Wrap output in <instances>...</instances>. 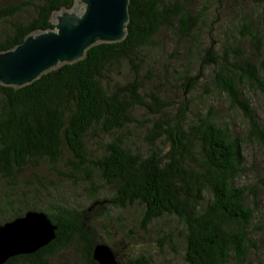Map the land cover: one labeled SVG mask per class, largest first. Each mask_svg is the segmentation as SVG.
Instances as JSON below:
<instances>
[{
    "label": "trees",
    "instance_id": "16d2710c",
    "mask_svg": "<svg viewBox=\"0 0 264 264\" xmlns=\"http://www.w3.org/2000/svg\"><path fill=\"white\" fill-rule=\"evenodd\" d=\"M223 1L199 0L196 8L189 0H129L121 41L94 45L83 59L22 87L0 85V224L38 210L57 225L49 243L2 264H99L92 251L104 241L91 232L87 210L101 203L122 210L141 206L142 229L154 219L175 216L184 226L186 264H264V247L252 229L256 209L251 203L257 193L249 184L238 183L246 173L245 146L255 142L264 149V124L244 90L252 85L264 97V53L251 62L235 46L233 59L225 48L217 54L213 38L204 45L205 11L213 7L219 16ZM248 1L264 6V0ZM73 4L0 0V50L20 43L31 31L52 28L51 13ZM162 30L183 42L188 55L194 47L195 54L202 53L196 73L190 70L191 61L174 60H179L174 57L180 55L177 50L165 61L157 60L163 43L155 36ZM247 33L259 51L260 38L250 23L241 30ZM205 66H211L212 73L205 74ZM204 76L194 102L189 94ZM213 89L246 118L244 135L232 133L210 108L203 110L201 98ZM177 91L183 99L171 112L168 95ZM194 103L200 109L188 121ZM138 110L154 117L145 119L152 122L146 153L133 151L122 134L136 122ZM94 135L105 140L101 152L91 156L88 140ZM43 165L49 175L69 178L85 189L92 204L75 208L69 203L72 191L40 173ZM27 169L31 177L21 178ZM101 187L110 188V195L101 196ZM111 249L117 264H155L144 255L121 261ZM64 251L69 258L52 263Z\"/></svg>",
    "mask_w": 264,
    "mask_h": 264
},
{
    "label": "rangeland",
    "instance_id": "374dc122",
    "mask_svg": "<svg viewBox=\"0 0 264 264\" xmlns=\"http://www.w3.org/2000/svg\"><path fill=\"white\" fill-rule=\"evenodd\" d=\"M212 1V0H211ZM189 3L197 8H200L199 0H189ZM187 3V7L192 6ZM206 24L202 26L201 40L204 45H209L210 39L215 40V51L217 54H222L225 50L230 57H234V52L231 46H235L243 50L242 58L255 62L256 57L264 53V6L255 5L248 0H226L222 3L219 16L215 13L213 7L205 11L204 17ZM250 23L251 30L258 34L260 38L259 51L255 48L256 40L251 34H241L243 24ZM171 34V33H170ZM156 41L163 43L162 48L159 50L160 54L157 56L158 61H165L168 59L169 53H174L175 50L180 52L179 57L174 59L177 62L185 64V61H191V72L196 73L198 68V61L200 54H195L194 51L188 55L186 45L183 42H175L170 39L167 31H160L155 36ZM158 51V53H159ZM201 52V51H200ZM162 54V56H161ZM233 59V58H232ZM243 63V62H240ZM205 74L212 73L211 66L203 68ZM206 77L202 78L196 88L189 94V98L198 101L199 94L203 87V81ZM245 93L250 99V103L255 110L258 120L264 124V97L252 85H245ZM216 89L203 98L204 108H210L214 115L221 121L222 124L227 125L230 131L235 135H244L246 133L248 124L246 118L241 114L240 110L229 104L224 94L216 93ZM183 99L181 91L170 92L168 100L173 102L170 111L173 112L176 105ZM200 109L195 103L191 105L187 113V120L192 121L195 119V112ZM136 122L131 123L126 130L122 132L126 143L133 151L146 153L148 144L149 127L152 122L145 121L147 117L154 119L144 110L136 111ZM149 118V119H150ZM151 128V127H150ZM107 136L106 139H110ZM105 138H100L94 135L88 140V148L90 155L93 156L101 152L102 142ZM168 148V145L165 148ZM244 154L246 158V173L241 174L238 178V183L249 184L255 188L256 197L251 204H255V218L252 223V229L255 231L260 245L264 247V149L261 145L250 142L245 146ZM40 173L48 175L57 181V184L62 188L71 192L69 203L77 209H83L92 204V199L88 197L87 191L78 186H75L71 179L58 176L57 174L49 175L44 165L39 170ZM31 170L27 169L21 173V178H30ZM72 185L75 190L72 189ZM86 183L84 184V187ZM1 187V182H0ZM101 196L110 195L111 189L108 187L99 188ZM253 196L251 195L250 198ZM142 207L135 205L126 209H118L109 207L107 203H101L96 207L93 206L87 210L89 228L94 234L95 239H102L104 243L108 244L117 251L118 259L123 261L129 257L135 258L140 255L151 258L155 264H186L183 261V230L184 226L180 223L175 216L165 215L163 217L154 219L146 229L140 227V216ZM69 258L68 251L57 254L52 260L55 263L57 260H65Z\"/></svg>",
    "mask_w": 264,
    "mask_h": 264
},
{
    "label": "water",
    "instance_id": "95a60500",
    "mask_svg": "<svg viewBox=\"0 0 264 264\" xmlns=\"http://www.w3.org/2000/svg\"><path fill=\"white\" fill-rule=\"evenodd\" d=\"M129 0H74L51 13L52 28L34 30L15 46L0 50V85L19 88L41 75L85 57L100 43L121 41L129 21ZM57 225L43 211L29 210L0 224V264L9 257L37 251L55 237ZM99 264H117L104 242L94 245Z\"/></svg>",
    "mask_w": 264,
    "mask_h": 264
}]
</instances>
